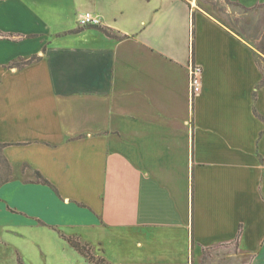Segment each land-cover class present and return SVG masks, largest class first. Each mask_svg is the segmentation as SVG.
Returning a JSON list of instances; mask_svg holds the SVG:
<instances>
[{
    "label": "crops",
    "instance_id": "0c3cea01",
    "mask_svg": "<svg viewBox=\"0 0 264 264\" xmlns=\"http://www.w3.org/2000/svg\"><path fill=\"white\" fill-rule=\"evenodd\" d=\"M232 1L234 24L188 0H0V264H96L68 239L102 264H264V0Z\"/></svg>",
    "mask_w": 264,
    "mask_h": 264
},
{
    "label": "rangeland",
    "instance_id": "374dc122",
    "mask_svg": "<svg viewBox=\"0 0 264 264\" xmlns=\"http://www.w3.org/2000/svg\"><path fill=\"white\" fill-rule=\"evenodd\" d=\"M192 2V5L194 7H199L207 10L211 14L215 15L216 17L220 18L221 20L228 22V23H236V18L234 16L230 20V14L227 12L229 9L233 10V12H239L240 9L235 7V4L232 0H225L221 1L219 3H205V2H199L198 0H188ZM228 9V10H227ZM236 27V26H235ZM239 31L241 29L237 28ZM263 48V55L260 56V63L264 65V42L262 45ZM16 174V171L14 168L6 161V159L3 156V151L0 149V183L5 180H10L14 177ZM9 258L7 264H18L17 263V253L14 254L9 253ZM223 255H218V257H222ZM0 259H1V252H0ZM215 260H218V258L213 257H206L203 261V264H220V262H216ZM241 262V260H240Z\"/></svg>",
    "mask_w": 264,
    "mask_h": 264
},
{
    "label": "trees",
    "instance_id": "16d2710c",
    "mask_svg": "<svg viewBox=\"0 0 264 264\" xmlns=\"http://www.w3.org/2000/svg\"><path fill=\"white\" fill-rule=\"evenodd\" d=\"M96 28H98L100 31H102L103 33H105L106 35L108 36H111L113 37L111 31H109L108 29L106 28H103L102 26H94ZM37 60H40V57L38 56H34L32 57L31 59L29 60H26V61H18L14 64L11 65V67H15V68H22L28 64H31L33 63L34 61H37ZM260 65L262 67H264V65H262L260 63ZM6 147L5 144H1L0 143V149L3 151V149ZM7 161V160H6ZM8 180H5L3 182L0 183V185L4 184L5 182H7ZM37 182H40V183H43V184H48L49 182L40 174L37 172ZM69 243L76 249L78 250L81 254H83L84 256H86L87 258L90 259L91 262H94L96 264H102L100 260H97L96 261V258L93 256L92 252H91V247H89L88 245H83L81 244L78 240L76 239H68ZM20 264H22L20 262Z\"/></svg>",
    "mask_w": 264,
    "mask_h": 264
},
{
    "label": "built area",
    "instance_id": "2783aa9c",
    "mask_svg": "<svg viewBox=\"0 0 264 264\" xmlns=\"http://www.w3.org/2000/svg\"><path fill=\"white\" fill-rule=\"evenodd\" d=\"M82 27L98 26L99 20L91 13L85 14L84 18L80 20ZM190 99L192 103L195 98L202 93L203 90V68L195 63L190 64Z\"/></svg>",
    "mask_w": 264,
    "mask_h": 264
}]
</instances>
